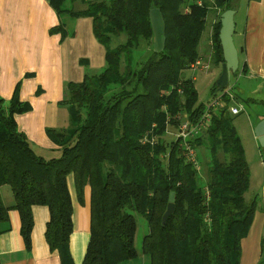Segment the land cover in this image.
Here are the masks:
<instances>
[{"label": "trees", "instance_id": "trees-1", "mask_svg": "<svg viewBox=\"0 0 264 264\" xmlns=\"http://www.w3.org/2000/svg\"><path fill=\"white\" fill-rule=\"evenodd\" d=\"M60 18L51 29L64 38L65 16L91 17L93 33L105 49V68L68 82L63 103L69 126L47 129L60 155H39L18 129L16 115L31 106L17 85L10 99L0 96V189L10 186L14 201L5 205L0 192V234L8 230V212L18 210L21 234L31 247L32 207L45 205L50 217L45 237L61 264H74L69 249L73 230L67 176L74 174L83 199L91 187L90 238L82 264H121L138 256L137 216L149 225L142 253L150 264H240L242 241L251 230L256 200L246 202L250 167L226 104L212 112L208 128L188 142L207 153L208 179L187 161L176 134L184 119L198 123L208 104L186 71L201 58L200 42L211 9L221 14L233 0H50ZM79 6V8H78ZM159 8L166 43L153 48L150 10ZM213 25V61L224 62L219 33ZM126 39L112 46L114 36ZM245 71V66H243ZM238 73V71H237ZM235 73V75H237ZM217 94L215 95V98ZM198 154V152H197ZM223 155V157H222ZM201 166V158L198 154ZM174 193L175 210L163 215ZM264 264V262L260 263Z\"/></svg>", "mask_w": 264, "mask_h": 264}, {"label": "crops", "instance_id": "crops-1", "mask_svg": "<svg viewBox=\"0 0 264 264\" xmlns=\"http://www.w3.org/2000/svg\"><path fill=\"white\" fill-rule=\"evenodd\" d=\"M233 9L236 10L233 37L239 55L238 74L251 80L238 87L237 91L232 90L229 82V108L241 107L240 113L233 114L235 117L244 111L241 95L261 93L264 96V0H235ZM211 11V22L206 24L199 48L202 60L209 67L191 70L189 76L195 83L197 77L193 71L206 74L214 80V85L223 63L218 65L213 61V25L220 19V12L214 8ZM59 23L60 18L50 0H0V96L10 99L19 86L21 100L28 102L31 108L16 115L18 129L26 135L35 151L45 158L60 155V147L49 137L47 129H65L70 123L68 106L63 103L66 84L82 81L85 77L73 79L64 47L66 36L62 38L61 33L51 32ZM218 91L211 90V96ZM262 120L264 113L257 115L254 130ZM67 183L73 208L69 249L73 263L82 264L90 238L91 187H84L83 199L80 200L73 173L67 176ZM0 192L5 205H11L14 197L10 186H2ZM32 214L31 247L27 249L21 234L20 214L16 209L9 210L6 223L9 229L0 234V264H61L59 253L50 249L45 237L49 208L34 205ZM253 229L254 226L242 241L240 264L263 262L262 229L257 235L253 234ZM249 239L253 254L248 262L244 249Z\"/></svg>", "mask_w": 264, "mask_h": 264}, {"label": "rangeland", "instance_id": "rangeland-1", "mask_svg": "<svg viewBox=\"0 0 264 264\" xmlns=\"http://www.w3.org/2000/svg\"><path fill=\"white\" fill-rule=\"evenodd\" d=\"M234 3L235 0H233V4ZM211 12L207 16V24L211 22ZM65 22L67 35L64 40V47L67 55L69 56L70 62L68 67L72 71L73 79H81V77L86 75L100 73L105 68V49L93 33L92 18L87 16L75 18L66 15ZM125 39L126 37L124 34L114 36L112 39V46L116 47L119 43L124 42ZM191 73V69L186 71L187 76ZM193 74L197 77L195 87L198 90L199 102H205L208 104L214 101V99L222 96L223 92L221 91L217 92L216 98L215 96H211L213 86L212 78L197 71H193ZM230 82L232 84V90L237 91L238 87H243V85L251 82V80L246 77H242L238 73L237 75L233 73L230 78ZM231 84L228 86L231 87ZM241 97L244 98L241 101L244 111L234 117V125L241 138L245 150L246 160L250 167V187L245 193V200L248 203L254 199L256 200L257 207L254 213V222L252 225L254 226L253 234L257 235L259 229H262L261 236L263 238L262 244L264 255V146H262L254 130V121L257 115L264 113V96H261V93H244ZM222 104H226L224 99L222 100ZM173 133L174 130L169 128L166 136H168V138H175L176 134ZM197 152L201 158L200 172L202 182H205L208 179L207 153L203 151L202 147L198 148ZM260 226H262V228H260ZM148 231L149 225L147 220L138 215L137 230L135 235V247L138 251V256L121 264H150V260L147 259V257H144L142 253L143 237L148 233ZM251 242V239H249L247 246L244 249L245 258L248 262L253 254V246H251ZM262 261L264 262V256Z\"/></svg>", "mask_w": 264, "mask_h": 264}, {"label": "water", "instance_id": "water-1", "mask_svg": "<svg viewBox=\"0 0 264 264\" xmlns=\"http://www.w3.org/2000/svg\"><path fill=\"white\" fill-rule=\"evenodd\" d=\"M235 13L236 10L230 8L225 10L221 14L220 18L221 28L219 38L224 62L222 64V72L216 80L219 90L227 87L232 74L239 70V55L233 37L235 32ZM149 14L154 35L153 48L155 51H161L164 49L166 43V24L163 13L159 8H152ZM255 133L258 136L262 146H264V120L259 122V124L256 126ZM174 199V193L172 192L169 197L167 209L163 215V222H165L175 210Z\"/></svg>", "mask_w": 264, "mask_h": 264}, {"label": "built area", "instance_id": "built-area-1", "mask_svg": "<svg viewBox=\"0 0 264 264\" xmlns=\"http://www.w3.org/2000/svg\"><path fill=\"white\" fill-rule=\"evenodd\" d=\"M208 67L209 64L205 63L202 58H198L196 61L190 64L191 70L207 69ZM222 100L223 98L221 96L209 103L205 114L198 123L193 124L188 119H184L179 125L178 131L176 133V137L181 138L183 141L187 161L194 164L197 169H200L201 167L198 159L197 150L188 142V140L190 138L201 135L208 128L212 112L215 111L216 108L221 107ZM229 109L230 112L234 115L241 112V107L238 106H231Z\"/></svg>", "mask_w": 264, "mask_h": 264}]
</instances>
